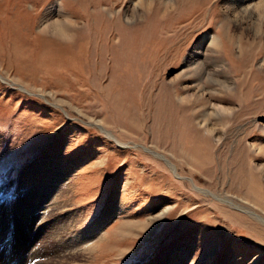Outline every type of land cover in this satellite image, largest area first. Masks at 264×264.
<instances>
[{
	"label": "rangeland",
	"instance_id": "1",
	"mask_svg": "<svg viewBox=\"0 0 264 264\" xmlns=\"http://www.w3.org/2000/svg\"><path fill=\"white\" fill-rule=\"evenodd\" d=\"M56 7L71 44L41 34ZM238 11L0 0V264H264V223L223 202L264 218V21Z\"/></svg>",
	"mask_w": 264,
	"mask_h": 264
},
{
	"label": "bare ground",
	"instance_id": "2",
	"mask_svg": "<svg viewBox=\"0 0 264 264\" xmlns=\"http://www.w3.org/2000/svg\"><path fill=\"white\" fill-rule=\"evenodd\" d=\"M232 1V3L236 6V8H238V12L236 13L237 15V17L238 18H240L241 20H242V22H245V23H252V22H254L255 21V17H256V20L258 19V21L259 22H262V21H264V0H231ZM14 2V1H13ZM149 6V5H148ZM229 7V6H228ZM230 9V8H229ZM232 10V9H231ZM229 12V11H228ZM230 15V14H229ZM46 17L48 18V19H50L49 20V23H47V24H49V28H50V30H51V32H52V34H54V33H60L61 31H63L64 33H66V34H70V33H72V32H74L73 30V26L72 25H69V24H67V23H63V21H64V19L63 18H65V14H63V12L61 11V8L59 9V8H55L54 10H48L47 12H46ZM258 17V18H257ZM56 18H59L60 20H61V23L60 24H56V23H50V22H52L54 19H56ZM241 22V21H240ZM68 50V49H67ZM92 52H93V50H92ZM198 53H200L199 51H198ZM197 55V54H196ZM200 57V56H199ZM190 65H196V66H200V63L198 62V58H193V57H190L187 61H186V66H190ZM217 83V82H216ZM152 84H154V82L152 83ZM218 84V86H223V82L222 83H217ZM155 85H157V84H155ZM229 85V84H228ZM151 86V85H150ZM161 88H163V90H164V92H166V94L168 95V93L170 92V91H172V89L174 90V88H172V87H168V86H164V85H162L161 86ZM184 89H186V87H183ZM193 96H195V103H197V102H203L204 104H206V102H204L205 101V96H208V94L206 93V91L205 90H200L199 92H197V94L196 95H193ZM210 97V100L208 99V101H214V99H213V97L212 96H209ZM208 97V98H209ZM218 101V100H217ZM205 106V105H204ZM226 108V107H225ZM213 109V108H212ZM214 111H213V114H215V115H218V113L219 112H228V110L227 109H224L223 107H220V106H218V105H214V109H213ZM204 115V117L205 116H207V113H206V115H205V113L203 114ZM207 118V117H206ZM204 120H206V119H204ZM208 125V124H207ZM207 125H205V127L206 128H208L207 127ZM211 125V124H210ZM203 127V126H202ZM208 130H209V132H213L214 130L210 127V128H208ZM106 135H107V137L108 138H112V136H111V134H109V132H104ZM213 134V133H212ZM260 145V144H259ZM261 147V146H260ZM153 153H156V152H153ZM156 155H158V157L159 158H162V160H164L165 162H167V163H169V164H172L170 161H169V159H167L166 157H164V156H162V155H160V154H158V153H156ZM171 168V167H170ZM172 168H173V166H172ZM173 170V169H172ZM263 172V171H262ZM253 178V180H255L256 182H257V179L256 178H254V177H252ZM45 187H48L47 185L45 186ZM52 186H50V188H51ZM48 192V191H47ZM46 192V193H47ZM49 193V192H48ZM38 194H39V190L38 191H36V193L34 194V196L36 195L37 197H38ZM38 200H40V198L38 197L37 198ZM42 201H44V198L41 200V201H36L37 203H35V204H33V206H34V208L35 207H37L38 209H37V211H40V208L43 206V205H45L46 203H48L49 201H44L43 203H42ZM40 202V203H39ZM225 204H228L229 206H232V207H234V208H236V210L237 209H240V210H242L243 212H245V213H247V214H249V215H251L252 217H254V218H256L257 220H259V222H262V223H264V218L263 217H261V216H259V215H257V214H255V213H253V212H251L250 210H248V209H245V208H242L241 206H238V205H236L233 201H230V200H224L223 201ZM22 205L23 204H21L20 205V208H18V212L16 211V213H17V216H20V217H22V218H24V219H26L27 218V214H29L30 213V211L28 210V208H31V206H29V205H27L26 204V207L24 206V207H22ZM48 206V205H47ZM47 206L44 208V209H47ZM51 206V205H50ZM233 208V209H234ZM43 209V210H44ZM31 210V209H30ZM165 212H167V211H164L163 213H165ZM15 213V214H16ZM69 215V214H68ZM62 221H63V219H61V220H56L55 222H54V224H52V227L53 226H58V228H59V224L60 223H62ZM67 227L69 226V225H66ZM64 230H65V225H64V227H62ZM70 231H71V229H70ZM72 232V231H71ZM91 240V239H90ZM56 241V240H55ZM67 244V243H66ZM69 244V243H68ZM63 245V244H62ZM74 245V244H73ZM25 246V245H24ZM66 246V245H65ZM65 246L64 247H60V249H59V252L60 253H62V254H66L67 252H68V250H65L64 248H65ZM70 246V245H69ZM22 248H23V245L21 246ZM62 251V252H61ZM72 252V251H71ZM20 253V252H19ZM34 253V252H33ZM35 254V253H34ZM32 255V254H31ZM34 259L35 258H38V256H37V254L36 255H34V257H33ZM14 259H12L11 260V263H12V261H13Z\"/></svg>",
	"mask_w": 264,
	"mask_h": 264
},
{
	"label": "clouds",
	"instance_id": "3",
	"mask_svg": "<svg viewBox=\"0 0 264 264\" xmlns=\"http://www.w3.org/2000/svg\"><path fill=\"white\" fill-rule=\"evenodd\" d=\"M50 23L60 24L61 20L59 18L54 19ZM63 23H67L69 25L75 26L74 22L70 18H65ZM49 33V27L46 25L41 29V34L47 35ZM53 38L57 39L60 43L71 44L75 40V34H66L63 31L60 33H54Z\"/></svg>",
	"mask_w": 264,
	"mask_h": 264
}]
</instances>
